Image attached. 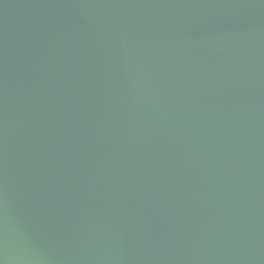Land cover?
<instances>
[{
	"label": "water",
	"instance_id": "obj_1",
	"mask_svg": "<svg viewBox=\"0 0 264 264\" xmlns=\"http://www.w3.org/2000/svg\"><path fill=\"white\" fill-rule=\"evenodd\" d=\"M0 264H264V0H0Z\"/></svg>",
	"mask_w": 264,
	"mask_h": 264
}]
</instances>
